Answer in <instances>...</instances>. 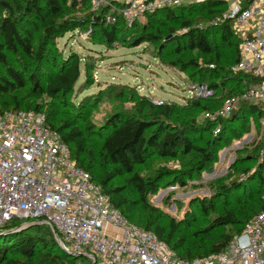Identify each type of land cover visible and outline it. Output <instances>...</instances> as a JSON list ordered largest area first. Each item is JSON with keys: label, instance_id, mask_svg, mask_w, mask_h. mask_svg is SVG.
I'll return each mask as SVG.
<instances>
[{"label": "trees", "instance_id": "obj_1", "mask_svg": "<svg viewBox=\"0 0 264 264\" xmlns=\"http://www.w3.org/2000/svg\"><path fill=\"white\" fill-rule=\"evenodd\" d=\"M222 7L223 4L219 0H207L159 9L146 13L145 18L153 19L163 15L178 20L180 30L170 28L163 45L173 47L178 53L185 48L208 56L206 68L194 59L188 62L178 59L177 62L183 69L196 68V72L191 75H199L197 82L206 83L216 91L218 84L213 80H204V72H223L221 77H226L229 83H235L234 89L227 95L229 97L242 93L257 79L251 74L235 73L231 69L239 59L240 38L229 22L212 23V20L221 15ZM0 11H4L0 18V111L43 112L48 125L58 131L70 147L77 164L90 172L93 180L108 194L112 204L130 222L152 231L179 257L191 260L222 252L231 239L243 230L246 223L264 210V197L254 198L249 195L242 202H235L234 207L226 208L222 214L213 218L206 228L190 235L182 234L178 221L163 215L147 200L149 195H154L158 190V176L155 179L152 176L144 177L135 170L137 166L149 161L157 175L165 176L167 171H170L165 167L168 162L177 161L181 155H194L198 158L196 162L192 163L189 169L185 166L179 170L186 171L188 175L193 171L197 172L211 160L212 154L208 152V146L193 143L186 129L165 126V121L171 117V106L154 105L146 99L139 104L144 109L148 107L153 118H136L119 113L113 115L104 128L105 132L100 134L98 149H95L90 144V122H86V130H83L77 126L74 119L55 121L58 114L57 100L63 95H70L82 77V62L77 54L71 53L62 57L55 65L56 69L45 78L9 64L7 51L22 53L33 59H43L42 44L35 46L33 33L26 27V24L31 25V22L40 23L39 27L44 35L57 38L71 28L79 29L88 21L100 31L104 42L114 43L120 34L146 26L141 25V20L128 25L119 17L115 23H108L105 16L110 12L109 8L94 11L89 0H0ZM81 11L86 15L82 19L76 16V13ZM192 11L203 13L204 17L197 14L196 20L192 21V16L187 14ZM66 16L68 18H65ZM144 41L147 40L141 38L135 43ZM218 46L225 49L234 48L235 56L230 64L223 63ZM211 64L214 65L213 68L210 67ZM22 91H25L31 102L25 100ZM44 96L51 99L47 108L40 102ZM194 103L200 105L199 102ZM238 111L242 115L249 113L264 120V112L257 104L243 102ZM208 143L216 145L215 141ZM124 175H128L125 184L137 192V200L125 194L124 186L113 185L116 178ZM255 178L264 184V159L259 163ZM233 184L240 185L241 188L244 186L237 180ZM138 206L146 212L142 220H137L140 223L133 221V214ZM22 223V220L15 219L0 228V264H92V260L85 255H72L64 251L49 225L32 224L27 229L13 231ZM217 227L229 228L226 232L214 235Z\"/></svg>", "mask_w": 264, "mask_h": 264}, {"label": "rangeland", "instance_id": "obj_2", "mask_svg": "<svg viewBox=\"0 0 264 264\" xmlns=\"http://www.w3.org/2000/svg\"><path fill=\"white\" fill-rule=\"evenodd\" d=\"M3 14L4 11H0V18ZM187 14L192 16V21L196 20L197 14L204 17L203 13L193 11ZM76 16L82 19L86 15L81 11ZM141 21V25L146 26L120 34L114 43L104 42L100 31L88 21L79 29L71 28L57 38L44 35L40 23L34 21L26 27L33 33L35 46L42 44L43 59L9 51L7 56L11 66L35 72L40 78L54 71L64 56L73 53L81 58L82 77L70 95L57 100L55 121L74 119L83 130H86V122H90V144L95 149H98L100 134L105 132L104 128L113 115L153 118L152 111L139 104L146 99L154 105L171 106V117L165 121V126L186 129L193 143L208 146L211 160L188 175L179 170L185 166L189 169L198 159L194 155H181L177 161L168 162L165 167L170 171L165 176L157 175L149 161L135 170L144 177L155 179L158 176V190L148 196V202L163 215L178 221L182 234L190 235L206 228L213 218L226 208L234 207L235 202H242L246 196L264 197V184L255 178L259 163L264 159V120L249 113H238L241 102L227 113H221L227 95L235 87V83L221 77L223 72H204V80L215 81L218 92L215 90V94L208 98L192 97L191 91L199 83V75L194 77L191 74L197 69H183L177 60L188 62L194 59L206 68L208 56L185 48L178 53L173 47L163 45L170 28L180 30L178 20L160 15L153 19L143 17ZM141 38L147 41L135 43ZM218 47L223 63L230 64L235 56L234 48ZM21 94L31 102L25 91ZM238 95L235 93L229 97ZM43 98L40 102L47 108L51 99ZM209 141H215L216 145L209 144ZM127 176L116 178L113 185L124 186L125 194L137 200V192L125 184ZM235 180L244 186H235ZM145 216L146 212L138 206L133 221L140 223L137 220ZM228 228L217 227L213 234L226 232Z\"/></svg>", "mask_w": 264, "mask_h": 264}, {"label": "built area", "instance_id": "obj_3", "mask_svg": "<svg viewBox=\"0 0 264 264\" xmlns=\"http://www.w3.org/2000/svg\"><path fill=\"white\" fill-rule=\"evenodd\" d=\"M89 1L94 11L109 8L106 22L121 17L132 25L146 13L207 0ZM219 1L222 13L212 23L229 22L240 38L239 59L231 69L257 79L238 96L228 97L221 113L239 102L257 104L264 112V0ZM191 94L208 98L215 90L198 83ZM15 219L23 221L21 226L49 225L64 251L85 255L92 264H264V210L222 252L181 258L112 204L45 114L36 110L0 111V227Z\"/></svg>", "mask_w": 264, "mask_h": 264}, {"label": "water", "instance_id": "obj_4", "mask_svg": "<svg viewBox=\"0 0 264 264\" xmlns=\"http://www.w3.org/2000/svg\"><path fill=\"white\" fill-rule=\"evenodd\" d=\"M29 226H19L18 228H16L15 230L13 231H17V230H20V229H27ZM1 228V227H0ZM80 256V255H78Z\"/></svg>", "mask_w": 264, "mask_h": 264}]
</instances>
